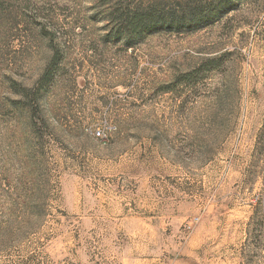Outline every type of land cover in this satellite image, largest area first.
I'll use <instances>...</instances> for the list:
<instances>
[{
  "label": "rangeland",
  "instance_id": "obj_1",
  "mask_svg": "<svg viewBox=\"0 0 264 264\" xmlns=\"http://www.w3.org/2000/svg\"><path fill=\"white\" fill-rule=\"evenodd\" d=\"M209 1L0 0V264H264V0Z\"/></svg>",
  "mask_w": 264,
  "mask_h": 264
},
{
  "label": "trees",
  "instance_id": "obj_2",
  "mask_svg": "<svg viewBox=\"0 0 264 264\" xmlns=\"http://www.w3.org/2000/svg\"><path fill=\"white\" fill-rule=\"evenodd\" d=\"M209 10H205L204 6L198 7L191 12V16L207 18L216 12H221L228 8L230 0H212L208 2ZM202 10V11H200ZM197 11V12H196ZM198 15V16H197ZM125 36L127 37L128 45L132 46L131 41L136 40L142 35L153 33L159 29H174L182 25V21L176 19V16L170 12V10L158 11L156 5L148 7H137L131 11L129 15L123 17ZM187 23V22H186ZM184 23L185 26L191 24L190 22ZM113 34V31L111 32ZM113 39L117 38L116 35L111 36ZM61 65V56L59 51H56L50 65L46 68L41 79L38 81L36 87L29 91L30 96L35 103H39L40 98L44 92L47 91L50 86L55 72Z\"/></svg>",
  "mask_w": 264,
  "mask_h": 264
}]
</instances>
